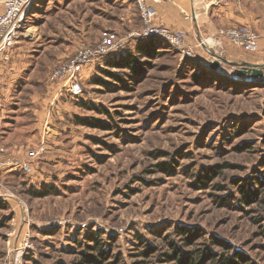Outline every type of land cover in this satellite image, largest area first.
Returning a JSON list of instances; mask_svg holds the SVG:
<instances>
[{
	"label": "rangeland",
	"instance_id": "obj_1",
	"mask_svg": "<svg viewBox=\"0 0 264 264\" xmlns=\"http://www.w3.org/2000/svg\"><path fill=\"white\" fill-rule=\"evenodd\" d=\"M151 24L136 0L32 3L0 62V264H176L174 246L264 264V76L240 77L248 61L215 49L227 42L264 70L263 42L248 52L222 31L264 33L222 26L192 45L157 12ZM109 41L83 67L79 95L53 77ZM30 150L40 153L28 173L16 162Z\"/></svg>",
	"mask_w": 264,
	"mask_h": 264
},
{
	"label": "built area",
	"instance_id": "obj_2",
	"mask_svg": "<svg viewBox=\"0 0 264 264\" xmlns=\"http://www.w3.org/2000/svg\"><path fill=\"white\" fill-rule=\"evenodd\" d=\"M136 1L140 7L142 17L148 25L150 24V32L158 31L151 24L156 14L155 9L147 5L146 0ZM33 2L34 0H4L3 12L0 13V62L9 58V53L18 43L26 17ZM162 32L168 40L175 44L181 43L185 37L182 31L174 32L164 28ZM222 32L229 41L248 52H255L260 47L262 35L248 26L231 27ZM113 46L114 42L109 41L99 44L96 47L81 48L73 59L55 71L53 77H68L71 92L79 95L83 91L82 83L79 79L83 67L90 64L97 57L111 52ZM5 151V147L0 143V157ZM39 153L40 151L38 150H30L28 152V160L22 164L20 162H16V164H19L24 171L29 173L32 171L30 160L34 159ZM4 164L5 162L1 160L0 168Z\"/></svg>",
	"mask_w": 264,
	"mask_h": 264
},
{
	"label": "crops",
	"instance_id": "obj_3",
	"mask_svg": "<svg viewBox=\"0 0 264 264\" xmlns=\"http://www.w3.org/2000/svg\"><path fill=\"white\" fill-rule=\"evenodd\" d=\"M257 0H150L156 9L158 19L165 25L186 32L188 42L196 45L205 36L215 35L222 26L250 25L264 33V11H259ZM257 3V2H256ZM4 0H0V13ZM191 16V17H190ZM261 50L264 51V40ZM216 51L228 57L230 61H248L261 64L242 49L227 42L215 45ZM220 47V48H219ZM261 53V52H260ZM251 57V58H250ZM250 58V59H248Z\"/></svg>",
	"mask_w": 264,
	"mask_h": 264
},
{
	"label": "trees",
	"instance_id": "obj_4",
	"mask_svg": "<svg viewBox=\"0 0 264 264\" xmlns=\"http://www.w3.org/2000/svg\"><path fill=\"white\" fill-rule=\"evenodd\" d=\"M153 46V44L150 42L148 43V45H144V47L139 48L140 51H145V47L149 50V51H145L146 53L151 52L154 48L151 47ZM128 63H125V65H127L130 68H135V66H137L138 62H135L133 59H129ZM115 76V75H114ZM189 231V229L187 227H182L179 229V233L181 235H186L187 232ZM217 244L222 245L223 247H225L226 249H230L232 250V248L230 246H228L229 244L226 243H220L218 242ZM94 250L98 249V245H94ZM151 252V251H150ZM209 252H213L211 250H194L191 251L189 253L184 254L181 249H178L177 247L174 246L173 251L170 254H167L168 260H172L175 261L176 264H255L254 262H252L250 260V258L248 256H246V254L242 253V252H234L233 256L230 255H222L220 257H218V253H212L209 254ZM148 254V251L146 253V255ZM90 257H92V259L90 258V262L96 263V262H100V259L97 256L91 255ZM100 257H102L104 259V254L100 255ZM87 260V261H89ZM102 261V260H101Z\"/></svg>",
	"mask_w": 264,
	"mask_h": 264
},
{
	"label": "water",
	"instance_id": "obj_5",
	"mask_svg": "<svg viewBox=\"0 0 264 264\" xmlns=\"http://www.w3.org/2000/svg\"><path fill=\"white\" fill-rule=\"evenodd\" d=\"M211 67L213 69H220L221 63L219 60L211 62ZM240 77L248 76L251 78H259L264 76V70L262 65L251 64L248 62L242 63V68L238 71Z\"/></svg>",
	"mask_w": 264,
	"mask_h": 264
},
{
	"label": "bare ground",
	"instance_id": "obj_6",
	"mask_svg": "<svg viewBox=\"0 0 264 264\" xmlns=\"http://www.w3.org/2000/svg\"><path fill=\"white\" fill-rule=\"evenodd\" d=\"M210 41H211V39H210ZM210 43V42H209Z\"/></svg>",
	"mask_w": 264,
	"mask_h": 264
}]
</instances>
